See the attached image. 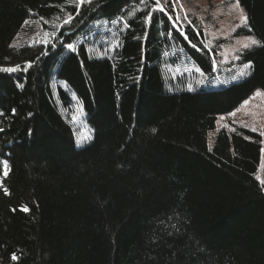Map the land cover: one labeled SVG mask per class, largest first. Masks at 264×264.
<instances>
[{"label": "trees", "instance_id": "1", "mask_svg": "<svg viewBox=\"0 0 264 264\" xmlns=\"http://www.w3.org/2000/svg\"><path fill=\"white\" fill-rule=\"evenodd\" d=\"M76 3L0 0V67L17 68L0 71V264H264V136L208 139L217 118L264 93V0H239L243 35L260 42L240 55L249 74L198 92L165 78L175 48L213 74L201 31L180 35L171 9ZM117 19L126 26L115 54L91 58L82 38ZM25 21L58 30L46 45L9 47ZM53 79L68 93L53 92ZM70 92L91 131L82 147L59 113Z\"/></svg>", "mask_w": 264, "mask_h": 264}, {"label": "rangeland", "instance_id": "2", "mask_svg": "<svg viewBox=\"0 0 264 264\" xmlns=\"http://www.w3.org/2000/svg\"><path fill=\"white\" fill-rule=\"evenodd\" d=\"M92 1L86 0V2L80 3L79 9L82 8L81 5L89 4ZM235 2V0H179L173 9L171 7L173 0H167L166 4L165 0H161L166 9L173 11V24L176 29L183 32V28L188 26L201 31L205 40L202 46H204L205 51L210 53L214 68L212 77H205L197 71L183 52L177 48L172 49L168 53L164 69L166 71L165 78L172 81L171 84L176 90L183 88L187 92H198L202 89L226 87L242 80L249 74L250 68L246 69L247 75H238L244 66L240 64V55L247 49L241 48L237 42L243 41L246 37H254L243 35L247 19L245 22H241L239 17L241 10L245 16L246 14L241 7H234ZM185 16L187 19L184 18ZM176 17H179V20ZM125 26L123 22L117 19L111 23L99 22L90 27L92 34L82 38V41L87 45L88 55L97 60L113 56L119 46L120 35ZM47 28L48 31L44 30V26L39 21L28 23L24 30L16 36L12 45L17 47L24 43L46 45L49 37H54L56 30H58L54 29L50 23ZM236 49L240 50L236 51ZM170 61H175V64H171ZM176 78L182 81L176 83L174 80ZM52 82L53 92L60 87L68 93L65 85L56 82L55 79ZM255 93L247 100V103L244 102L232 112L235 115L229 114L217 118L215 130L208 135L210 146L214 136L221 130L228 134L246 130L261 137L264 136L261 135L264 132V93L261 92V95L258 96ZM68 96L72 104L70 110L60 105L59 113L73 130L75 146L82 147L90 140L91 133L86 125L85 114L80 104L71 92ZM253 129L256 130L253 131ZM258 177L259 179H257ZM256 179L260 184L261 181H264V151L261 154Z\"/></svg>", "mask_w": 264, "mask_h": 264}, {"label": "snow or ice", "instance_id": "3", "mask_svg": "<svg viewBox=\"0 0 264 264\" xmlns=\"http://www.w3.org/2000/svg\"><path fill=\"white\" fill-rule=\"evenodd\" d=\"M86 2V0H77V6H79L80 3H84ZM141 3H144L145 0H140ZM167 3V0H165V4ZM179 3V0H173V3L171 5V7L173 9H175L176 7V4ZM234 7L236 8H239L240 5H239V0H236L235 4H234ZM181 8H183V6L181 5ZM156 10H159L161 12H164L165 11V6L161 3V0H154V3H153V8H152V11H156ZM185 19H187V16L184 17ZM146 20H150L151 19V12L148 13V15L145 17ZM169 19H172V17H169ZM177 20H179V17H176ZM240 21L241 22H245L246 21V16L243 14V11L241 10V13H240V17H239ZM71 20V17H69L67 20L64 21L65 24L69 23ZM25 23L27 24L28 22L25 21ZM175 26V25H174ZM238 44H240L241 48L243 49H248L252 46H256L258 45L260 42L252 37H246L243 41H238L237 42ZM9 47H15V45H9ZM66 47L71 50V51H74L75 50V47L73 44L71 43H67L66 44ZM240 49H236V51H239ZM235 58H239V57H235ZM251 67V64L248 63V64H245L243 66V68L240 70V72L238 73V75L240 76H244V75H247V71L246 69H249ZM0 71L2 72H15L17 71V68L15 67H6V68H3V67H0ZM255 95H261V92L260 91H257L255 93ZM245 103H247V101H245ZM231 115H235V113H231ZM223 119V117H222ZM256 129H253V131H255ZM153 131H155L153 129ZM261 135H264V132L261 133ZM262 151H264V149H262ZM3 168L5 169L4 171V175L6 176L7 175V162H4L3 164ZM259 179V177L257 178ZM261 184L264 185V181H261ZM4 191V194L5 195H9V191L7 188H4L3 189ZM29 209L27 208V206H22L21 207V211H24V212H27ZM12 260H17L18 257L13 254L12 257H11Z\"/></svg>", "mask_w": 264, "mask_h": 264}]
</instances>
